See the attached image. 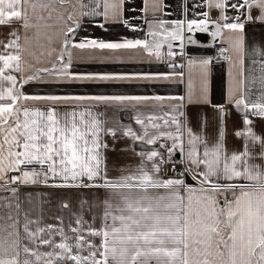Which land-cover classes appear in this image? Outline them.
I'll use <instances>...</instances> for the list:
<instances>
[{"label": "snow or ice", "instance_id": "snow-or-ice-1", "mask_svg": "<svg viewBox=\"0 0 264 264\" xmlns=\"http://www.w3.org/2000/svg\"><path fill=\"white\" fill-rule=\"evenodd\" d=\"M166 7L142 0L145 38L113 41L77 33L86 20L139 30L127 0H0V29H8L0 39V264H264V135L254 131V118L264 119V44L246 42V24H264V0H201L195 7L208 10L170 22L161 18ZM196 32L226 45L216 57L228 64L223 103L209 95L214 58L184 52L199 43ZM85 54L167 60L172 71H75ZM34 80H164L185 91L28 95L23 85ZM192 107L213 110L215 135L207 118L194 130ZM230 108L242 114L233 133L242 145L231 151ZM122 111L138 127L117 119ZM109 137L143 145L138 163L112 175ZM30 186L96 195L75 206L61 200L48 222V202L24 191Z\"/></svg>", "mask_w": 264, "mask_h": 264}, {"label": "crops", "instance_id": "crops-1", "mask_svg": "<svg viewBox=\"0 0 264 264\" xmlns=\"http://www.w3.org/2000/svg\"><path fill=\"white\" fill-rule=\"evenodd\" d=\"M167 6L161 18L172 21L176 19L192 18L197 11H206L207 8H197L195 5L200 4L201 0H164ZM142 0H127V15L130 20H133L139 26V30L125 27L123 25L106 24L105 28H100L96 21L88 23L87 20L78 30L79 38H97L104 40H122V39H143L148 31L147 25L144 24L140 8ZM213 17L216 12H212ZM100 20V18H96ZM102 22V21H101ZM8 32L7 28L0 29V39H3ZM205 37L200 39L205 40ZM218 47H213L212 43L207 41L199 42L197 45L186 44L184 52L186 56L194 57H213V63L210 65L209 74V95L213 103H223L224 96L228 85V64L226 61L216 59L219 49L224 47L222 41H217ZM246 42L252 44H264V24L259 22L246 24ZM177 45L178 42H175ZM167 51L166 47L162 49ZM180 52L179 47L175 49ZM185 57L174 58L176 63H184ZM167 60H155L141 56L125 55L119 61L101 62L90 60L87 55L84 58L74 63V70L78 72H117V73H144L158 74L168 73L172 71L168 67ZM23 91L28 95H45V94H128V95H161L174 96L183 95L185 85L164 80H133L121 82H66V83H51L42 80H34L23 85ZM188 118L194 130H200L207 118V130L209 135H215L217 128L216 114L210 107L203 108H188L186 109ZM111 115V114H110ZM116 118L120 119L124 124H132V114L128 111L115 113ZM242 128V114L234 108H230L229 115L225 123V135L227 148L231 150H239L242 145L240 138L233 135L234 131ZM254 131L257 134L264 135V119L254 118ZM110 150L108 152V165L112 175H117L125 167H133L138 163V157L134 152H138L143 148V145L138 142H133L131 139L124 138L113 141L108 138ZM163 142V141H161ZM192 183L191 179L188 180ZM24 191L31 192L42 196L48 203L44 207V216L48 222H52L51 217L58 214V203L61 200L67 199L73 202L75 206L79 198L87 196L95 197V193H79L75 190H62L45 188L43 186H30Z\"/></svg>", "mask_w": 264, "mask_h": 264}, {"label": "trees", "instance_id": "trees-1", "mask_svg": "<svg viewBox=\"0 0 264 264\" xmlns=\"http://www.w3.org/2000/svg\"><path fill=\"white\" fill-rule=\"evenodd\" d=\"M167 21V20H166ZM198 42H202V41H207V42H209V43H212V46L213 47H218L219 46V43L217 42V41H213L212 40V37H211V35L210 34H208V36H207V38L205 39V40H203V39H200V38H198V39H196ZM178 42V41H177Z\"/></svg>", "mask_w": 264, "mask_h": 264}, {"label": "flooded vegetation", "instance_id": "flooded-vegetation-1", "mask_svg": "<svg viewBox=\"0 0 264 264\" xmlns=\"http://www.w3.org/2000/svg\"><path fill=\"white\" fill-rule=\"evenodd\" d=\"M207 33H201V32H196L194 33V37L196 38H202L205 37Z\"/></svg>", "mask_w": 264, "mask_h": 264}, {"label": "water", "instance_id": "water-1", "mask_svg": "<svg viewBox=\"0 0 264 264\" xmlns=\"http://www.w3.org/2000/svg\"><path fill=\"white\" fill-rule=\"evenodd\" d=\"M195 38V37H194ZM195 39H198L197 37Z\"/></svg>", "mask_w": 264, "mask_h": 264}, {"label": "built area", "instance_id": "built-area-1", "mask_svg": "<svg viewBox=\"0 0 264 264\" xmlns=\"http://www.w3.org/2000/svg\"><path fill=\"white\" fill-rule=\"evenodd\" d=\"M177 158H179V157L177 156Z\"/></svg>", "mask_w": 264, "mask_h": 264}]
</instances>
